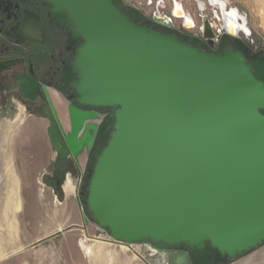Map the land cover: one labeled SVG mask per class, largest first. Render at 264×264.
<instances>
[{"label": "water", "instance_id": "obj_1", "mask_svg": "<svg viewBox=\"0 0 264 264\" xmlns=\"http://www.w3.org/2000/svg\"><path fill=\"white\" fill-rule=\"evenodd\" d=\"M29 1L52 6L85 42L70 130L52 103L44 113L57 157L44 183L54 194L111 126L90 169L86 223L91 214L110 242L127 248L153 245L155 264H210V250L216 264H227L257 250L264 243L261 68L255 73L239 52L208 53L151 31L114 0ZM174 4L183 10L177 16L174 8L177 19L191 20L180 1ZM19 78L34 100L41 92L28 84L36 81ZM43 93L49 99L47 88ZM103 110H114L113 118L102 120ZM174 248L203 254L189 259Z\"/></svg>", "mask_w": 264, "mask_h": 264}, {"label": "flooded vegetation", "instance_id": "obj_2", "mask_svg": "<svg viewBox=\"0 0 264 264\" xmlns=\"http://www.w3.org/2000/svg\"><path fill=\"white\" fill-rule=\"evenodd\" d=\"M114 1L118 9L125 12L131 21H138L139 25L146 26L151 31L170 34L187 45L208 53L223 54L225 50L239 52L248 65L254 67L255 73L258 72L257 67L264 73V45L252 38V31L248 28L245 17L237 9H228L226 0H206L207 4L202 0H195L198 10L206 12L199 17H195L180 1L184 10L190 13L191 20L177 19L174 16V0ZM212 7L218 10L216 17ZM52 9V6L43 1L0 0V100L11 97L13 101L8 105L9 111L13 112L17 108L14 102L19 101L28 110L41 113L44 118L45 109L50 108L52 103L63 127L67 125L69 128V107L76 101L72 85L78 78L76 61L85 42L76 37L68 22L56 19ZM175 11V14H179L180 7L176 6ZM229 16L236 17L235 20L239 22L235 28L230 26L227 19ZM213 21L222 23V28L218 29ZM14 43L18 46L13 45ZM27 75L30 78L28 82L36 81V84L29 83V87L38 91L37 94L41 92L34 100L31 91H25L18 85L19 82L24 83L19 77ZM43 88L49 91V99L43 93ZM55 95L60 102L54 100ZM75 106L79 110H86L78 104ZM114 114V110H103L102 120L108 118L109 121ZM64 120L66 123H63ZM106 127L99 135V144L95 151L91 154L85 153L87 158L84 171L78 170L73 163L75 173L81 178L79 197H84L88 190L95 154L102 140L111 132V126ZM69 130L70 128L67 131ZM152 246L146 244L143 249L148 258L155 260L158 254L152 251ZM171 251L185 252L189 259L201 258L203 254L180 248ZM209 253L212 255L210 264H216L213 260L215 253L211 250Z\"/></svg>", "mask_w": 264, "mask_h": 264}, {"label": "rangeland", "instance_id": "obj_3", "mask_svg": "<svg viewBox=\"0 0 264 264\" xmlns=\"http://www.w3.org/2000/svg\"><path fill=\"white\" fill-rule=\"evenodd\" d=\"M177 1H182L195 17L206 14L198 10L195 0ZM202 1L207 4L206 0ZM226 1L228 9H237L245 17L248 28L252 31V38L264 45V0ZM212 9L216 17L218 10L213 7ZM213 23L218 29L223 26L220 22ZM12 101L11 97L0 100V264H83L85 261L82 260L76 245L80 242L79 238H76L78 231L74 229L67 232L65 229L69 228L70 223L81 221V207L87 200L80 196L78 203L71 200L63 205H53L42 199V191L37 185V172H24L20 163L22 154L39 152L43 146L37 144L35 147L23 148L20 140L28 133L42 135L46 132L48 135V130L36 120H31L27 126L22 125L27 114L40 117L43 115L28 110L25 104L19 101L14 102L17 108L11 112L8 105ZM63 123H66L65 120ZM7 139L9 144H5ZM6 148L12 152V168L18 172L17 175H9L4 168L2 153ZM77 184L80 185L79 182ZM79 193L80 191L78 195ZM88 216V223L85 218L81 222L84 226L93 227L86 239L100 240L98 238H101L103 233L102 237L109 240L107 232L91 221V214ZM134 250L133 253L137 256L135 264H155L149 262L150 258L142 245H134ZM85 252L89 255L90 248L87 247ZM128 253L134 255L132 251ZM137 253L144 257L145 262H141ZM230 264H264V244L257 250L232 260Z\"/></svg>", "mask_w": 264, "mask_h": 264}, {"label": "crops", "instance_id": "obj_4", "mask_svg": "<svg viewBox=\"0 0 264 264\" xmlns=\"http://www.w3.org/2000/svg\"><path fill=\"white\" fill-rule=\"evenodd\" d=\"M54 100H56L57 102L61 101L59 100V97L57 95H55ZM31 120H36V122L42 125L44 129H47L49 126V122L46 118H44L43 116L40 117L32 114H27V117L22 122V125L27 126V124ZM64 127L66 128V131L69 129L67 128V125ZM9 143L10 141H8L7 139L5 144ZM20 143L22 144L23 148H28L29 146L35 147L37 144L43 146L42 150H39V152L33 151L29 152L28 154H22L20 163L24 172H37L39 176L37 178V185L42 191V199H45L47 202H51V204L53 205L58 203H61L63 205L65 204V202H69L71 200L77 201V203L80 202V198L78 195L80 185L78 186L77 184L80 176L79 174L75 173L74 164H71V173L68 175L67 181L63 186V192L60 194V196L57 197L54 194V191L44 183L45 176L52 175V170L57 158L52 143H50L49 135H47L46 132L44 134L42 133V135L28 133L22 137ZM11 153L12 152L8 151V148H6L2 153V159L3 161H5L4 168L6 169V171H8L9 175H17L16 173L18 172H16V170H13L12 168L13 161H11L10 158ZM86 158L87 156L85 154H83L81 157L80 164L82 172L84 171ZM81 208L83 213V207ZM83 214H81V221H77V223H70V225H68L69 228L65 229L67 232L74 229L78 231L79 234L78 236H76V238L77 240L79 238L80 242L76 245L79 248L82 260L85 261V263L83 264H135L137 256L133 252L132 253L134 255H131L130 253H128V251L130 252V250L126 247L120 244L112 243L109 240L105 239L104 237H102L103 233H101V238H98L100 240H92L90 237V239H86L88 233L90 232V229H92L93 227L89 225L84 226L83 223H81L84 220L85 214ZM83 238H85L87 242L84 241ZM87 247H89L91 250L89 255L85 252ZM86 257L89 259H87Z\"/></svg>", "mask_w": 264, "mask_h": 264}, {"label": "bare ground", "instance_id": "obj_5", "mask_svg": "<svg viewBox=\"0 0 264 264\" xmlns=\"http://www.w3.org/2000/svg\"><path fill=\"white\" fill-rule=\"evenodd\" d=\"M177 7H179L178 5H177ZM181 10V9H180ZM183 10H181V12L179 13V14H176L177 16H179V15H182L183 14V12H182ZM235 18L236 17H227V19H228V21H229V23H230V26L232 27V28H235L238 24H239V22H237V20H235ZM243 20V19H242ZM244 21V20H243ZM230 27V28H231ZM88 253V252H87ZM155 253V252H154ZM151 256V255H150ZM158 256V255H157ZM154 259V258H153Z\"/></svg>", "mask_w": 264, "mask_h": 264}, {"label": "built area", "instance_id": "obj_6", "mask_svg": "<svg viewBox=\"0 0 264 264\" xmlns=\"http://www.w3.org/2000/svg\"><path fill=\"white\" fill-rule=\"evenodd\" d=\"M81 178H79V180H78V182L80 183V180ZM130 251H132V252H135V250H134V245L130 248ZM138 254V253H137Z\"/></svg>", "mask_w": 264, "mask_h": 264}, {"label": "trees", "instance_id": "obj_7", "mask_svg": "<svg viewBox=\"0 0 264 264\" xmlns=\"http://www.w3.org/2000/svg\"><path fill=\"white\" fill-rule=\"evenodd\" d=\"M87 193L88 192H86V194L84 195V197H82V198H84L85 199V201L87 200ZM264 244V243H263ZM262 245V244H261ZM247 254V253H246ZM231 262H229L228 264H230ZM220 264H222V263H220Z\"/></svg>", "mask_w": 264, "mask_h": 264}]
</instances>
